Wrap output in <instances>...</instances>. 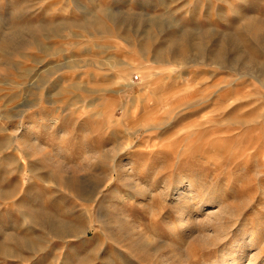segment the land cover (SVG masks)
<instances>
[{"label": "rangeland", "instance_id": "rangeland-1", "mask_svg": "<svg viewBox=\"0 0 264 264\" xmlns=\"http://www.w3.org/2000/svg\"><path fill=\"white\" fill-rule=\"evenodd\" d=\"M0 264H264V0H0Z\"/></svg>", "mask_w": 264, "mask_h": 264}, {"label": "built area", "instance_id": "built-area-1", "mask_svg": "<svg viewBox=\"0 0 264 264\" xmlns=\"http://www.w3.org/2000/svg\"><path fill=\"white\" fill-rule=\"evenodd\" d=\"M135 79L137 78V76L134 77Z\"/></svg>", "mask_w": 264, "mask_h": 264}, {"label": "bare ground", "instance_id": "bare-ground-1", "mask_svg": "<svg viewBox=\"0 0 264 264\" xmlns=\"http://www.w3.org/2000/svg\"><path fill=\"white\" fill-rule=\"evenodd\" d=\"M166 52V51H165ZM164 54V53H163ZM167 56V55H166Z\"/></svg>", "mask_w": 264, "mask_h": 264}]
</instances>
